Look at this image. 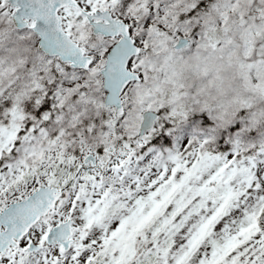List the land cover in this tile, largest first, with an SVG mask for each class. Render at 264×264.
Wrapping results in <instances>:
<instances>
[{
    "label": "snow or ice",
    "instance_id": "6c2138e0",
    "mask_svg": "<svg viewBox=\"0 0 264 264\" xmlns=\"http://www.w3.org/2000/svg\"><path fill=\"white\" fill-rule=\"evenodd\" d=\"M0 264H264V0H0Z\"/></svg>",
    "mask_w": 264,
    "mask_h": 264
}]
</instances>
